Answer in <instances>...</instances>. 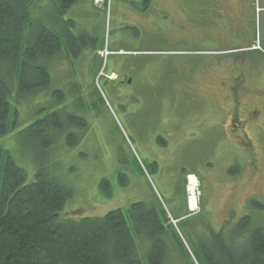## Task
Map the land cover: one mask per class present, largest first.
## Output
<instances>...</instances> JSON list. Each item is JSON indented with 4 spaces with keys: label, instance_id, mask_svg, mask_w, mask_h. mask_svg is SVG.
Returning a JSON list of instances; mask_svg holds the SVG:
<instances>
[{
    "label": "rangeland",
    "instance_id": "obj_1",
    "mask_svg": "<svg viewBox=\"0 0 264 264\" xmlns=\"http://www.w3.org/2000/svg\"><path fill=\"white\" fill-rule=\"evenodd\" d=\"M51 1L32 0L30 18L42 20L49 28H58L63 35H72L80 54L76 58L65 57L64 51L52 59H42L50 82L42 90L11 102L18 112L17 125L9 136L0 138V145L25 169L26 183L33 180L41 166L72 191L60 212L62 218H99L134 203L154 202L156 197L172 214L165 216V227L181 230L180 241L193 258L198 245H211L207 235H200V226L205 228L208 221H200L205 218L201 216L185 226L175 220L172 223L173 216L183 207L177 183L181 175L196 177L200 182L202 206L209 213L212 226L217 228L222 216L223 192L243 172L231 169L246 159L241 146L227 143L230 129L225 125L228 126L231 111L225 97L231 78L237 76L236 67L245 65V59L250 64L251 56L229 52L236 49V33L227 45L224 32L217 35L219 11L215 0H156L157 7L166 11L158 10L155 0H150L148 6L144 0H77L72 8L59 15L57 22ZM230 2L234 12L236 0ZM134 6L137 8L134 12L141 17V25L137 26L139 41L132 31L124 28L125 14L132 12ZM262 38V32L255 31L256 44ZM137 50L140 52L134 56ZM116 51L121 54L132 51L126 64L136 69L128 79L132 80L131 84L123 87L128 91L121 102L114 98L113 83L106 79L114 74L112 67L116 59L121 60ZM259 64L264 66V61ZM257 71L242 68L243 91L239 102H255L253 110L257 111V117H252L261 121L264 70L255 76ZM16 90L14 79L13 96H17ZM54 111L81 119L75 131L77 144L69 147L66 136L62 135L58 145L44 149L42 160L37 162L36 154L31 155L21 144L23 136L21 140L17 136L35 120ZM240 113L238 120L243 123L245 115ZM183 122L185 149L175 147L178 154L174 153L185 157V171H157L155 167L152 170L150 162L156 151L153 134L164 125H172L176 131L175 125ZM255 124L249 121L243 132L238 128L235 133L240 137L245 135L260 168L254 171L248 187H241L245 182L242 177L238 182L239 193L251 201L248 232L256 227L264 228V120L259 128ZM252 202L262 207H255ZM234 203L241 211L243 198ZM196 204L194 196V207ZM189 210H193L191 199ZM168 246L166 264L182 263L176 257V245L168 242Z\"/></svg>",
    "mask_w": 264,
    "mask_h": 264
},
{
    "label": "trees",
    "instance_id": "obj_2",
    "mask_svg": "<svg viewBox=\"0 0 264 264\" xmlns=\"http://www.w3.org/2000/svg\"><path fill=\"white\" fill-rule=\"evenodd\" d=\"M51 2L57 22L77 0ZM31 3L0 0V138L9 136L17 125L18 112L11 102L49 84L42 59L64 51L65 57L80 54L72 35L30 18ZM14 79L17 96H13ZM78 119L54 111L35 120L17 137L23 136L21 144L39 162L44 149L57 146L62 135L69 147L77 144ZM71 196L72 191L41 166L26 183L25 169L0 145V264H166L168 242L176 245L179 264H264V228L248 232L251 223L246 218L236 237L212 235L211 245H198L192 258L175 232L168 234L160 205L134 203L99 218H62L60 212Z\"/></svg>",
    "mask_w": 264,
    "mask_h": 264
},
{
    "label": "flooded vegetation",
    "instance_id": "obj_3",
    "mask_svg": "<svg viewBox=\"0 0 264 264\" xmlns=\"http://www.w3.org/2000/svg\"><path fill=\"white\" fill-rule=\"evenodd\" d=\"M169 1V0H168ZM145 5L150 4V0H144ZM215 4H217V9L219 11V19L217 20L216 28H217V35L224 34L227 36V39L225 41V45L228 44V42H231V35L236 33V49L234 48L233 51H229L231 54H248L251 56L252 62L248 64V60H244L245 65L243 64L242 67H236L235 73L237 72V76L231 78V85L227 87L228 94L226 95V101L229 104H226L230 107L231 116L228 121V126L225 125L226 129H230V131H227V143L230 144H238L242 147V149L245 152L246 159L245 162H241L240 164H236L235 167H232L231 171H243L240 175L237 174L240 179L243 178L245 181L242 185V183L239 182V177L234 180L232 183V186H229L228 190L226 192H223V196L221 198V221L219 223V226L217 228L212 226V222L208 218L209 213L205 212L202 203H201V194L199 195V210L190 213L187 207V201L186 200V177L187 175L183 176L179 179L178 185H177V191L178 194L182 195L183 198V207L180 208V215L173 216L177 224L184 225L185 223H189L192 220H196L201 216H204L205 218H200V221H208L206 227L204 228L202 225L200 227V235L208 236L211 238V236L216 235L220 238H234L238 234V226L240 222L246 218L248 219L249 223L251 222L250 218V206L251 201L249 197H242V194H240V188L239 184L242 186L245 185V187H248V181H251L252 175L254 176V171H259V162L254 158V148L250 143H248L246 140L247 138L245 135H236V130L239 128L241 132H243V127L246 126V123L253 121L256 123L255 127L259 128L261 122H263L264 117L261 118L262 120H255L254 118L257 117V111L254 112L253 109H255L256 104L255 102H248L242 104L239 102L241 91H243L242 88V68L248 67V69H257L258 71L264 70V66L260 65L264 61V57L262 54H264V38L262 40H259L256 44L255 40V31L260 30L262 34L264 35V0H236V8L233 12V7H231L230 0H215ZM155 7L158 10L166 11L162 8L157 7V3L155 0ZM134 10H137L136 6L133 7L132 12H127L125 15L127 16V19L125 20L127 24H124V28L132 31L134 38L138 40V24L141 25V17L134 12ZM257 10V13H256ZM257 14V15H256ZM125 17V16H124ZM221 41V40H220ZM121 51H116L115 55H117L118 58L121 60H117V63L115 62L114 66L112 67L113 72L116 74V78L113 83V92L116 93L115 99L118 102L123 101L125 95L127 94L123 87L125 85L131 84V75L135 74L136 69L132 66H127L126 63L129 62V59L140 52V50L129 52H124V54L119 53ZM119 53V54H118ZM133 53V54H132ZM257 54L258 56H255ZM126 61V62H125ZM255 73V76L259 72ZM260 71V72H261ZM262 86L264 87V83H262ZM222 89V88H221ZM230 97V98H229ZM230 100V102H229ZM220 107V106H219ZM245 115V121L240 122L238 120V113ZM254 112V113H253ZM253 115V117H252ZM259 121V122H258ZM172 126V125H171ZM170 125H164L162 128L158 129L155 134H153L154 139L156 140V151L154 158L150 162V167L153 170L154 167L157 171H185L184 163H185V157L182 156L179 157L177 154L178 152L175 151V147L182 146V148L185 149V122H183L181 125H175L176 131L172 130V127ZM239 126V127H238ZM171 127V128H170ZM264 129V128H263ZM178 133V134H177ZM262 134V131H259V134ZM176 136L174 137V135ZM263 136V135H262ZM264 139V136H263ZM174 150V151H172ZM176 152V153H174ZM264 152V151H263ZM262 152V153H263ZM143 167V165H142ZM144 168V167H143ZM139 169H142L139 167ZM242 177V178H241ZM200 185V182H199ZM219 190L225 191L222 188H219ZM240 195V196H239ZM252 197V196H251ZM250 197V198H251ZM233 198V199H232ZM243 198V205L241 206V211L238 210L237 206H235V201L237 199ZM232 199V201H231ZM154 205H160V207L163 210L164 216L166 215H172L170 212L169 207L164 204L163 202L158 201V199L153 198ZM138 203H144V202H138ZM228 203V205H227ZM234 203V205L232 204ZM253 203V202H252ZM233 205V206H232ZM162 215V214H160ZM172 218V219H173ZM161 220L163 221V224L165 225V218L161 216ZM199 221V222H200ZM178 231L179 228L177 227ZM168 234L172 235V230L170 227L166 228ZM175 234L182 235L181 230L179 232H176L173 230ZM195 234V231H192Z\"/></svg>",
    "mask_w": 264,
    "mask_h": 264
},
{
    "label": "bare ground",
    "instance_id": "obj_4",
    "mask_svg": "<svg viewBox=\"0 0 264 264\" xmlns=\"http://www.w3.org/2000/svg\"><path fill=\"white\" fill-rule=\"evenodd\" d=\"M189 180H190L189 192H191V194H192L194 189H195V187H197V186L194 185V181H195L194 178H190ZM190 199H191V207L193 209L192 211H195L196 207H194V196H191Z\"/></svg>",
    "mask_w": 264,
    "mask_h": 264
}]
</instances>
